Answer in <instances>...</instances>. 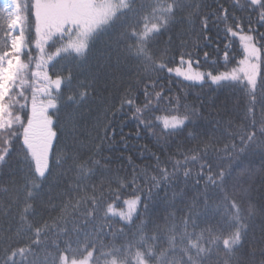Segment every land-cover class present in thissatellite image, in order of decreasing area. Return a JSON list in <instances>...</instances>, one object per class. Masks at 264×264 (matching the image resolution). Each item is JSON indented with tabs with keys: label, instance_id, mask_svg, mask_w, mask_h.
Masks as SVG:
<instances>
[{
	"label": "trees",
	"instance_id": "trees-1",
	"mask_svg": "<svg viewBox=\"0 0 264 264\" xmlns=\"http://www.w3.org/2000/svg\"><path fill=\"white\" fill-rule=\"evenodd\" d=\"M24 1L25 16L30 17V21L24 20V32L30 34L35 40L37 39L36 20L34 7H32L35 0ZM172 2L173 0H136L134 8H139L141 5L147 6L141 15L147 16L152 23H156L164 18L163 8ZM200 2L201 0H182V3L191 5V7L177 11L174 17L176 22L169 24V30L159 36L158 43L151 45L150 48H168V58L174 59V62L167 64V67L172 69L185 64L186 60H189L194 67L199 68L201 72H211L214 75L222 72L230 73L233 69L246 67V65H240V61L244 58L240 36L249 32L238 31L236 37H232L224 31L218 33L217 28L223 30L227 25H231L233 14L236 17L243 16L245 18L244 29L256 28L257 14L237 10L233 7L237 0H206L207 7L202 9L200 16L191 15L195 11L196 4ZM239 3L246 5V0H239ZM220 5L223 7L221 8ZM6 8L8 5L0 0V10ZM217 9H219V15H227L229 19L219 25L212 24L209 31L201 32L200 21L203 19V14L215 12ZM224 9H227L226 13ZM4 15L7 13L5 12ZM126 15L132 17L134 13ZM249 15L253 19L251 25L247 22ZM208 19L211 24L216 17L210 16ZM194 27L196 31H193ZM44 28L42 25L41 36L46 33ZM141 28H143V23ZM121 31L120 20H117L111 27L102 25L88 38L89 47L86 49V55L75 59L71 57L61 59L60 56H55L53 60L48 59L66 43L58 36L46 40L42 45L43 51L35 49V45L32 46L31 55L39 59L32 60L29 69L22 73V79L26 82L21 84L20 80L17 81V91L24 92L27 98H19L20 104L26 105L19 112L23 123L26 124L27 116L32 115V88L42 86L41 79L32 76L33 72L47 71L54 79V73H58L61 66H64L62 74L65 76L70 67L72 83L71 85L65 83L63 86L65 102L61 103L59 110L48 109L44 114L51 117L52 124L48 128L56 133L52 138V145L49 144L52 167L45 179L30 174L28 163L23 160L26 149L21 150L23 129L20 128L19 123L12 129L19 131L21 139L15 141V150L7 156V159L0 161V237L12 236L15 240L17 230L23 224L25 225V230L21 233L23 239L20 244H15L14 247L26 248L31 240L37 239L33 234L36 228H44L46 224L58 223L60 227L68 229L67 235L59 234V230L56 228L46 232L41 239H46L47 243L34 247L26 259L34 264H52L56 255V246L64 251L67 241L71 238V248L65 251V256L70 263L72 259L77 260L86 255L84 252L85 241L95 238L96 227L104 224V234H101L98 240V244H102L104 247L100 248L93 258H90L91 264H95L96 261L98 264H105V260L123 259L125 256L131 261V264H136L135 253L145 251L154 243L151 240H141V237L155 235L156 225L160 226L161 235L166 239L172 234L167 229L171 228L173 223H179L194 201L196 202L195 211L206 212L207 216H211L212 210L219 206V212L212 222L226 223L227 218L225 220H221V218L231 214L232 210L228 208V203L235 199L240 205L243 216L248 217L252 210L254 214L247 219L249 229L245 243L243 247L235 250L232 264H259L262 259L260 252L261 249H264V150L253 145L247 152L231 161L224 159V168L230 169L231 175L225 183L223 192H213L208 197V203L211 205L208 210L204 208L205 198L200 195L197 199L198 194L203 193L204 181H200L199 188L194 187L195 174L201 171L200 165L206 161L198 159L193 162L191 159L203 156L206 149L210 155H213V148H223L225 143H231V140L223 138L221 133L229 123L232 127H238L243 123L244 110L250 106L247 102L252 99L250 95H247L250 88H245L247 80L244 78V73L238 71V80H229L216 86L212 85L207 77H205V81H189L179 77L176 73L169 74L166 69L163 73L151 71V81L144 80L137 83L144 75V66L141 62L128 59L125 56ZM258 31L264 33V26H260ZM249 34L253 35V33ZM205 37H210V43L204 39ZM169 39L172 41L171 44L168 43ZM182 42L187 47H181ZM254 43L257 48L260 47V42ZM5 44L3 31L0 30V50L5 48ZM206 44L208 46H205ZM226 44L231 46L229 48L231 62L224 58ZM196 45L199 47L197 48ZM193 51L198 52V56H185L184 62L181 63L180 53ZM205 52L210 53L207 59L204 57ZM60 55L65 54L62 52ZM73 56H75V52H73ZM218 58L219 62L217 63ZM21 59L28 63L27 56L22 55ZM53 64L54 68L51 67ZM261 67L264 69V65ZM157 75L162 78L156 80ZM257 80L259 83V75ZM153 81L158 85L155 89H148L153 93L149 98L153 106L155 107L157 103L155 92L163 91L166 99L159 103V111L149 117L158 126L144 129L137 125V120L134 118L135 108L142 107L147 102L144 95L145 83ZM80 92H86V97L82 99L79 96ZM126 92L137 96L138 99L133 100L132 107L125 106L121 110L122 102L131 98L125 95ZM68 96H75V101L67 103ZM169 97L171 103L168 102L167 98ZM258 97L259 91H257ZM36 99L39 104L46 102L48 97L43 93H37ZM192 111H195L196 115L191 117L192 122L183 131L165 135L162 131L164 117L185 116ZM259 111L260 107L257 104V117ZM156 117L160 119L156 120ZM140 118L143 119V115ZM32 119L30 133H35L37 142H39V137H42L46 131L43 117L36 115ZM231 130L232 128H227V131ZM189 133L195 135L196 138L192 139ZM8 138L7 132L0 130V140ZM2 146L0 144V147ZM152 154L159 156L162 161L171 157L173 163L182 162L180 181L171 183V186L166 189H161L152 200L144 201L148 204V210L145 212L143 204H141L139 206L141 215L131 227H125L117 219L111 222L112 228L109 229L108 222H103L100 219L101 212H97L95 219L85 223L82 215L85 212V205L80 204L77 210V201L84 197L92 198L94 188L97 199L102 194L107 198L109 188H117V184L113 181L116 179L122 181L124 177L131 181L133 174H143L147 165L154 166L156 161ZM64 157H68V159H64ZM28 159L34 173L35 161L30 156ZM212 162L217 163L215 159ZM84 163L87 168L93 169L94 174L87 180L79 181L80 191L69 193L70 186L74 187L78 183L76 180L78 173L73 165ZM161 167H167L169 171L173 170L172 164H161ZM185 171L192 173V177L186 184L183 179ZM147 174L148 176L155 175L150 167L147 168ZM26 180L40 186L34 192L32 199H28L27 195L34 190L31 185L25 187ZM137 183L147 193V183L142 179ZM174 193L178 195H174ZM225 195L228 197L227 200L224 199ZM130 198L127 194L122 197V199ZM53 205L56 207L53 208ZM29 206L31 209L22 220L24 209ZM87 207L91 208V205L89 204ZM170 213L174 214L175 220L168 219ZM141 220L148 222L143 232L138 231ZM28 223L32 225L31 229L27 227ZM205 227H209V223L206 216H201L196 231ZM76 229L80 231L76 233L74 231ZM120 229H123L122 234ZM188 230L192 231L191 228ZM159 243H162L164 248L168 247L167 243L163 241ZM6 244L7 239L0 242V256L5 254ZM122 246L123 250L121 251ZM89 250L93 249L89 248ZM159 251L160 249H157L158 254ZM253 251L256 252L255 257L251 256ZM225 255L222 248L216 249L205 259L204 264H217V256ZM16 259L20 260L21 257L17 256ZM149 264H155V262L151 261Z\"/></svg>",
	"mask_w": 264,
	"mask_h": 264
},
{
	"label": "snow or ice",
	"instance_id": "snow-or-ice-1",
	"mask_svg": "<svg viewBox=\"0 0 264 264\" xmlns=\"http://www.w3.org/2000/svg\"><path fill=\"white\" fill-rule=\"evenodd\" d=\"M136 0H117L113 3L112 0H35L34 16L36 20L35 32L37 39L33 40L30 34H26L21 26L19 34L14 31L18 24H20L22 18L18 14L24 9L19 4L18 0H11V5L15 6L13 11L12 6L6 9L0 10V30L3 31V36L6 40L5 48L0 50V130H5L8 135V139L0 140V161L7 159V156L15 150V141L21 139V135L18 130L13 131L14 125L19 123L20 128L23 129L22 134V148L25 151L24 162L28 163L29 172L38 178H46L47 174L51 171V159L49 155V144L52 145V138L56 133L52 132L49 125L52 124V119L49 116L44 115L48 109L59 110L61 103L65 102L63 96L64 84L71 85L72 73L71 68H68V74L65 76L64 66H61L58 73H54L53 79L47 71L45 72H33V77H39L42 81L41 87L32 88L31 99V116H27V123L22 122V117L19 112L26 107L25 104H20L19 98L23 97L27 99L24 92L17 91V81L23 84L26 81L22 79V73L26 72L34 59H39L31 55L33 51V45L35 49L43 51V43L52 38L53 31L60 32H72L80 30L79 36L82 38L81 42L69 47L57 49L56 53H53L48 57L49 60H53L55 56H60L61 59L71 57L73 59L85 56L86 49L89 47L87 38L97 32L101 25L111 27L120 20L122 31L121 39L124 42V54L128 59L139 61L144 66V75L140 77L137 83L144 80H152L150 74L151 71L156 73H163L166 69L169 74L173 72V69L167 67V64L173 63L174 59L168 58V48H150L151 45L158 43V37L162 36L165 31H168V25L175 23V15L177 11H182L185 7H191V5H185L182 0H173L171 4H168L162 10L163 19L156 23H152L147 16H142L145 5H141L139 8H134ZM27 7V6H25ZM207 7L206 0H201L196 4L195 11L191 14L199 17L203 8ZM222 8L223 6L220 5ZM233 7L239 11H248L249 13H256V28L248 27L243 28L244 17H236L234 14L231 17L233 23L227 25L225 29L221 30L217 28V32L224 31L226 34H230L232 37H236L238 31H247L253 33V35H241L240 40L244 42V50L246 56L240 61V69H233L229 72H222L219 74H207V80L211 81L212 85L219 86L221 83H226L229 80H238L237 72H243L244 78L247 80L245 88H250L247 95L252 97L247 103V106L243 113V123L238 127H232L229 123L226 125L225 130L221 133V136L226 139H230L231 143H225L223 148H213V155H210L205 150L203 156L192 157V161L204 160L206 163L200 165L201 171L195 174L194 187H200V181L203 180V193L204 208L206 210L211 208L208 203V197L213 192H223L225 183L228 177L231 175L230 169L224 168L223 161L227 159L229 161L235 159L237 156L247 152L249 149L256 145L258 148L264 150V33L258 31L260 26H264V0H246V5L240 4L237 0ZM155 11V9H153ZM7 15H4V13ZM227 12V9H224ZM127 13H134L132 17L127 16ZM215 16L216 19L209 23V17ZM25 21H30L29 16L23 18ZM229 17L227 15H219V9L215 12H205L203 19L200 21V31L207 32L210 30L212 24L219 25L227 21ZM249 25L253 23L252 16L247 18ZM143 23V28L141 24ZM44 25L48 28V32L43 36L41 33V26ZM193 31H196L195 27ZM199 39V36L197 37ZM210 43V37L204 38ZM171 39L168 43L171 44ZM254 42H260V47L257 48ZM205 46H208L206 44ZM181 47H187L183 42ZM198 48L199 45H196ZM230 45H225L224 58L226 61L231 62V55L229 48ZM74 49L75 56H73ZM65 55H60L61 53ZM22 55L27 56L28 63L22 61ZM210 53L205 52L204 57L207 59ZM185 56H198V52H181L180 61L184 62ZM249 60H259L260 64L248 63ZM219 58L217 59V63ZM40 65L38 64V67ZM55 67V65H51ZM250 69V71H249ZM176 74L184 76L189 81H205V75L202 73L191 74L189 72H182L179 68L175 69ZM259 75V83L257 76ZM159 75L156 76V80L161 79ZM158 85L153 81L152 83H145L144 95L147 101L142 107L135 108L134 118L137 120V125L140 128L152 129L158 125L154 120L149 117L156 111H159V103L166 98L163 95V91L155 92L157 98L156 106L154 107L151 100L153 93L148 89H155ZM162 88V86H160ZM257 91H259V97L257 98ZM37 93H43L48 99L46 102H40L36 99ZM87 95L86 92H80L79 96L83 99ZM126 96L131 97L127 101L122 102L121 110L127 106L132 107L133 100L138 99L137 96H132L130 92L125 93ZM171 103V98H167ZM75 101V96H68L67 103ZM259 104L260 111L257 117L256 105ZM18 106V107H17ZM42 116L43 125L46 131L42 137H39L37 142V135L30 133L31 125L33 124V116ZM143 115V119H141ZM195 111L190 112L185 116H171L163 118L162 131L165 135H170L174 132L183 131L189 123L192 122L191 117L195 116ZM159 120V117L155 118ZM227 128H232L231 131H227ZM216 131V130H214ZM155 135V133H152ZM138 135V134H137ZM192 139H195V135L189 133ZM147 151V149H145ZM224 155L221 156L220 154ZM155 158V165H147L143 174L135 173L131 177V181L127 177H124L121 181L116 179L113 181L117 184L116 189L109 188L107 198L102 194L98 199L95 197V188L93 189V197H84L82 200L77 201V210L80 204L85 205L84 222L96 218L97 212H101L100 219L103 222H108L107 227L112 228V221L119 220L125 227H131L136 219L141 215L140 205L143 204L144 211L147 212L148 204L144 203L146 200H152L154 196H157L161 189H166L171 186V183H177L180 181V169L183 167V163L176 161L173 163L171 157L166 160H161L159 156L152 154ZM29 156L35 161L34 173L32 172L31 163L29 162ZM68 159V157H64ZM75 159V158H74ZM213 159L217 163H213ZM187 160V158H186ZM97 165L99 162H96ZM161 164H172V171H169L167 167L162 168ZM73 167L77 170L76 180L78 183L69 188V193L73 191H80L79 181L87 180L94 174L93 169L87 168L86 164H74ZM151 168L155 173L153 176H148L147 168ZM219 169V171H216ZM135 172V170H134ZM192 177L190 171L184 172V182L187 183L188 179ZM144 180L148 185L147 193L137 183L138 180ZM31 187L34 191H30L27 195L28 199H32L34 192L40 187L34 182L26 180L25 187ZM131 189V191H129ZM139 193V195H137ZM127 194L130 199H122ZM174 195H178L174 193ZM224 199H228L225 195ZM91 208H88V205ZM196 202L194 201L191 206L188 207L186 215L179 221V223H173L171 228L167 231L172 233L166 239L161 235L160 226L156 225V234L152 236H142L141 240H151L153 245L148 247L145 251H137L135 253L136 264H149L154 261L155 264H204L205 259L210 256L216 249L222 248L226 253L225 256H217V264H232V260L235 258L234 253L237 248L243 247L245 243V237L248 233L249 225L247 219L254 214V211H250L248 217L241 214L240 205L235 199H232L228 203V208L232 210L230 215H225L221 220L227 218V222L216 221L212 222L215 215L219 212V206L212 210V215L207 216L206 212L195 211ZM53 208L56 205L52 206ZM31 206L24 209V214L21 217L22 220L29 213ZM126 209V210H125ZM234 210V211H233ZM206 216L209 227L196 231L199 227L200 217ZM195 217V219H194ZM168 219L175 220L174 214L170 213ZM147 221L141 220L138 225V231L143 232L147 226ZM29 229L32 228L30 223L27 224ZM105 225H98L95 229V238L85 241L84 252L86 255L83 259H72L71 264H89V259L93 258L96 252H99L100 248L104 247L102 244H98V240L101 234H104ZM56 228L59 230V234L66 236L68 229L66 227H60L58 223L52 225H45L44 228H36L33 233L37 239L31 240L26 248H16L15 244H20L23 236L21 233L25 230V225H21V228L17 230L16 238L13 240L12 236L0 237V242L7 239V244L4 247V255L0 256V264H34L26 259L29 253L33 251L34 247L40 246L42 243H47L46 239H41L46 232ZM191 228L192 231L188 229ZM78 233L80 230H74ZM123 233V229L119 230ZM167 243L168 247L164 248L162 243ZM79 242V241H77ZM72 240L69 238L64 251H61L56 246V255L53 258L52 264H69L65 251L71 248ZM55 245V242H53ZM222 245V247H221ZM143 246V245H141ZM92 248L93 250H89ZM157 249H160L159 254ZM123 250V246L121 251ZM106 255V254H102ZM21 257L17 260L16 257ZM251 256L255 257L256 252L253 251ZM260 256L262 259L259 264H264V249H261ZM98 264V261L95 262ZM105 264H131V261L125 256L123 259L114 258L111 261L105 260Z\"/></svg>",
	"mask_w": 264,
	"mask_h": 264
},
{
	"label": "rangeland",
	"instance_id": "rangeland-1",
	"mask_svg": "<svg viewBox=\"0 0 264 264\" xmlns=\"http://www.w3.org/2000/svg\"><path fill=\"white\" fill-rule=\"evenodd\" d=\"M3 2H5L7 5H8V7L9 6H12L11 5V0H3ZM18 2H19V4L21 5V7L24 9V3H25V1L24 0H18ZM97 2H99V0H97ZM112 2L113 3H116L117 2V0H112ZM12 8H13V11H15V6H12ZM20 16H21V18H22V20H21V22H20V24H18V26H17V28L14 30L15 32H16V34H19V31H20V28H21V26L23 27V31L25 30V22H24V17H25V12H24V10L23 11H20L19 13H18ZM102 26V25H101ZM45 28H44V32H48V28L46 27V26H44ZM79 32H80V30L78 29V30H76V31H72V32H64L63 34H61L60 32H55V31H53V33H52V38H55L56 36H58V37H61V39H64V41L66 42L62 47H60L59 49H61V48H64V47H69L70 45H75V44H78V43H80L81 42V37L79 36ZM244 35H251V34H244ZM89 38V37H88ZM88 38H87V43H88ZM241 45H243V49H244V42H242L241 41ZM73 52H74V49H71ZM245 56H246V53H245V50H244V58H245ZM243 58V59H244ZM242 59V60H243ZM258 61L259 60H255V61H253V60H249L248 61V63H257L258 64ZM241 65V64H240ZM259 65V64H258ZM176 68H179L182 72H189L190 71V73L191 74H195V73H202V74H204L205 75V77H207V74H208V72L207 73H205V72H201L200 71V69L199 68H197V67H194L190 62H189V60H186L185 61V64H183V65H178V66H176L174 69H173V73L175 74L176 73V71H175V69ZM249 71H250V69H249ZM219 74V73H218ZM179 77H181V78H183V79H185V77L184 76H180V75H178ZM195 82H197V81H195ZM51 118V117H50ZM84 257H82V258H78L77 260H80V259H83ZM69 264H71V262L69 263ZM89 264H91V261H90V259H89Z\"/></svg>",
	"mask_w": 264,
	"mask_h": 264
}]
</instances>
